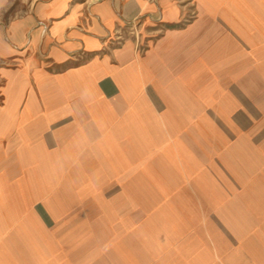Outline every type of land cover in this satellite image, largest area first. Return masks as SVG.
I'll list each match as a JSON object with an SVG mask.
<instances>
[{
	"label": "crops",
	"instance_id": "0c3cea01",
	"mask_svg": "<svg viewBox=\"0 0 264 264\" xmlns=\"http://www.w3.org/2000/svg\"><path fill=\"white\" fill-rule=\"evenodd\" d=\"M193 3L0 26V264H264V0Z\"/></svg>",
	"mask_w": 264,
	"mask_h": 264
},
{
	"label": "rangeland",
	"instance_id": "374dc122",
	"mask_svg": "<svg viewBox=\"0 0 264 264\" xmlns=\"http://www.w3.org/2000/svg\"><path fill=\"white\" fill-rule=\"evenodd\" d=\"M3 1V0H2ZM5 7L0 11V26H7L9 22H11L14 19H17L21 16L25 15V11L28 10L29 5L34 1V0H4ZM41 1H46V0H35L36 3H39ZM77 3L79 4H84L88 5L89 7L96 5V0H76ZM98 1H106V0H97ZM107 1H112L113 3H118L122 2L123 0H107ZM179 6H184L186 7V12L188 11L190 6H193L194 0H175ZM146 3L149 4H154L156 0H145ZM3 3H0V6ZM188 13V12H187ZM187 13L184 16V21L190 20ZM190 14V13H189ZM92 14L90 12H85L84 16L90 19V16ZM191 16V15H190ZM60 17H52L48 20H46L47 23L50 21L59 19ZM143 18H137L133 20H121L118 23V26L116 27V32H114V35L109 34L104 38L103 42V48H116L121 46V43H124L126 41H134L137 46V51H142L143 48V42H145V34L146 30L144 29V26H141ZM85 60V57H84ZM11 62L5 61L0 65V67H12ZM2 84V80L0 79V85ZM45 178V176H44ZM48 180V179H45ZM52 183L53 186H57L61 184V174L58 172H55L52 174ZM49 180V181H51ZM17 192L19 191L18 189L16 190ZM74 189H60V188H53V189H43V192H47L49 194L53 193V196L55 197L57 195H61V192L66 193L68 195V192H72ZM38 211L42 212L40 208L37 209Z\"/></svg>",
	"mask_w": 264,
	"mask_h": 264
}]
</instances>
